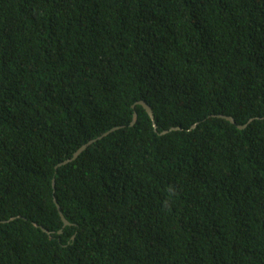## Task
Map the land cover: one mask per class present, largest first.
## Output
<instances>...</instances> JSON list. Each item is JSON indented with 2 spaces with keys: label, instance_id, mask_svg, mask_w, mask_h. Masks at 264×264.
Here are the masks:
<instances>
[{
  "label": "trees",
  "instance_id": "trees-1",
  "mask_svg": "<svg viewBox=\"0 0 264 264\" xmlns=\"http://www.w3.org/2000/svg\"><path fill=\"white\" fill-rule=\"evenodd\" d=\"M4 220L0 264H264V0H0Z\"/></svg>",
  "mask_w": 264,
  "mask_h": 264
},
{
  "label": "water",
  "instance_id": "water-1",
  "mask_svg": "<svg viewBox=\"0 0 264 264\" xmlns=\"http://www.w3.org/2000/svg\"><path fill=\"white\" fill-rule=\"evenodd\" d=\"M137 105H141L143 106V108L146 110V112L148 113V115L150 116L152 122H153V126L154 128L157 130V124H156V118H155V114H154V111H153V108L144 100H141V101H138L135 105H133V108H135ZM213 117H218V118H223V119H226L228 120L229 122L233 123V124H236V121L235 119L232 117V116H226V115H223V114H220V115H214ZM253 120H255L254 118L250 119L248 123L246 124H242V125H237L239 129H245ZM138 121V113L137 112H134V116H133V120L131 122V126L135 125ZM197 126V124H194L192 126V128H195ZM124 126H119V127H114L112 128L111 130H109L108 132L104 133L102 136L96 138V139H93V140H90L88 143L84 144L83 146H81L74 154L71 158L59 163L56 168H59L61 166H64V165H67L73 161H75L77 158H79V156L89 147L91 146L92 144H94L95 142L99 141L100 139L104 138L105 136H107L108 134H110L111 132H114L116 130H119L121 128H123ZM180 127H172L171 129L169 130H164L162 131L160 134L161 135H165V134H168L170 131H173V130H179ZM53 187L54 189L56 188V181L54 180L53 181ZM54 202L57 206V209H58V212L60 214V217L62 219V222H63V227H67V226H72V223L66 218V216L64 215L63 211H62V208L57 200V198L54 199ZM15 218H11L10 220H13ZM9 220V221H10ZM8 220H4V221H0V222H7ZM35 226L36 227H41L42 230L48 234H52L50 231H48L46 228H44L43 226H40L39 224H36L35 223ZM59 233H62V230L59 231Z\"/></svg>",
  "mask_w": 264,
  "mask_h": 264
}]
</instances>
